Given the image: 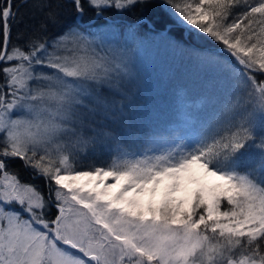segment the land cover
<instances>
[{
	"label": "snow or ice",
	"instance_id": "obj_1",
	"mask_svg": "<svg viewBox=\"0 0 264 264\" xmlns=\"http://www.w3.org/2000/svg\"><path fill=\"white\" fill-rule=\"evenodd\" d=\"M169 25L211 115L133 140L137 54ZM0 264H264V0H0Z\"/></svg>",
	"mask_w": 264,
	"mask_h": 264
},
{
	"label": "trees",
	"instance_id": "obj_2",
	"mask_svg": "<svg viewBox=\"0 0 264 264\" xmlns=\"http://www.w3.org/2000/svg\"><path fill=\"white\" fill-rule=\"evenodd\" d=\"M143 11V9L137 8L130 13L112 12L105 15L108 16L107 19L121 24L136 19ZM154 11L158 12V10ZM71 15V10H69V19H71ZM93 17V13L89 11L82 20L78 19L77 22L83 28L92 26L91 30L97 31L96 18L88 21ZM155 19L159 20V15H156ZM170 27L172 29L170 33L157 29L160 34H150L144 42L145 47L150 50L145 51L147 58L144 59V64L140 67L143 74L142 87L130 102L131 111H128L129 108L126 109L127 113L131 112V115L128 114L130 127L127 128L130 139L145 138L154 130L175 126L185 119V113L189 110L199 111L203 120H207L211 115V106L206 108L205 103L208 90L216 83L215 75L213 73L200 74L201 68L196 61L192 60V57L169 45L168 40L165 39L166 36L172 35L176 39H183L181 29L175 25ZM184 43L186 46H206L204 41H193L190 38ZM163 44L169 48L164 54H160V46ZM155 51L156 57L153 55ZM161 56L166 61L162 62ZM21 175L25 180L30 179L28 172L23 169H21ZM38 183L43 186L42 182L38 181Z\"/></svg>",
	"mask_w": 264,
	"mask_h": 264
},
{
	"label": "rangeland",
	"instance_id": "obj_3",
	"mask_svg": "<svg viewBox=\"0 0 264 264\" xmlns=\"http://www.w3.org/2000/svg\"><path fill=\"white\" fill-rule=\"evenodd\" d=\"M171 25H169L168 27H170ZM170 36H172V35H170ZM144 42H146V39H145V41ZM161 47V49H160V54H164V52L169 48L167 45H165V44H163V45H161L160 46ZM163 48V49H162ZM146 50H150V49H148L147 47H145V45L143 44V46L140 48V50H139V52H138V54H137V66L139 67V69H140V67L144 64V59H146L147 58V56H145V51ZM149 54H151V53H149ZM148 54V55H149ZM153 54V53H152ZM155 57H156V51L154 52V54H153ZM161 59H163L162 60V62H164V61H166L165 60V58L163 57V56H161L160 57ZM192 60L193 61H195L194 60V58H192ZM200 67V66H199ZM201 68V70H199V72H200V74H212L213 72H211L210 70H206V69H204V68H202V67H200ZM143 69V68H142ZM213 75H215L214 73H213ZM142 77H143V74H142ZM142 87V86H141ZM140 90V88L137 90V92ZM128 110V109H127ZM128 111H131L130 110V107H129V110ZM128 114H130L131 115V112H128Z\"/></svg>",
	"mask_w": 264,
	"mask_h": 264
},
{
	"label": "bare ground",
	"instance_id": "obj_4",
	"mask_svg": "<svg viewBox=\"0 0 264 264\" xmlns=\"http://www.w3.org/2000/svg\"><path fill=\"white\" fill-rule=\"evenodd\" d=\"M105 16H106V15H105ZM106 17H108V16H106ZM94 19H95V17H93L92 19H91V18H89V20H88V21L90 22L91 20H94Z\"/></svg>",
	"mask_w": 264,
	"mask_h": 264
}]
</instances>
